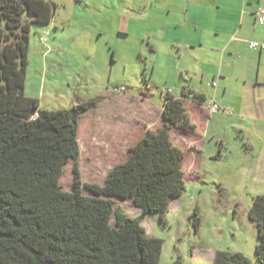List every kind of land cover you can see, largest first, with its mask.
Returning a JSON list of instances; mask_svg holds the SVG:
<instances>
[{
  "label": "trees",
  "instance_id": "obj_1",
  "mask_svg": "<svg viewBox=\"0 0 264 264\" xmlns=\"http://www.w3.org/2000/svg\"><path fill=\"white\" fill-rule=\"evenodd\" d=\"M55 8L52 0H0V264H159L163 239L149 235L142 221L156 214L165 224L171 200L186 188L184 152L171 137L173 128L195 127L184 89L179 97L163 95V122L130 145L102 183L83 182L79 121L103 97L48 110L24 94L31 26L48 24ZM70 160L65 190L59 180ZM114 197L130 200L137 214ZM247 217L256 229L255 257L264 264V194L253 197ZM188 219L198 230L195 209ZM213 264L252 263L241 252L218 250Z\"/></svg>",
  "mask_w": 264,
  "mask_h": 264
},
{
  "label": "rangeland",
  "instance_id": "obj_2",
  "mask_svg": "<svg viewBox=\"0 0 264 264\" xmlns=\"http://www.w3.org/2000/svg\"><path fill=\"white\" fill-rule=\"evenodd\" d=\"M52 1L56 8L51 21L31 26L24 94L37 98L39 106L48 110L103 95L98 106L81 116L78 127L82 181L102 183L110 166V159L103 155L105 149L101 150L107 143L103 121L110 120L105 94L116 96L113 89L123 86L119 93L142 94L158 110L168 90L179 93L183 81L179 71L186 60L177 58L173 50H151L149 37L139 30L142 18L157 11L155 6L153 11L148 8V0ZM44 31L46 41L42 42ZM260 73L258 90L251 83L232 80L224 94L223 102L230 104L244 95L243 112H237L233 104L219 103L231 114L211 113V120L198 127L205 131L199 133L197 166L191 175L196 178L186 175L181 207L171 209L165 225L156 214L143 219L146 232L163 239L159 264H170L176 258L181 264H213L218 250L241 252L258 264L256 229L247 212L253 197L264 194V64ZM212 80L217 82L205 76V88H213L207 85ZM171 137L177 145H184L176 132ZM219 141L225 146V157L216 154ZM59 183L65 190L70 188L71 160ZM83 192L91 194L84 187ZM112 200L129 215L137 214L130 200ZM194 209L200 218L198 230L188 219Z\"/></svg>",
  "mask_w": 264,
  "mask_h": 264
},
{
  "label": "crops",
  "instance_id": "obj_3",
  "mask_svg": "<svg viewBox=\"0 0 264 264\" xmlns=\"http://www.w3.org/2000/svg\"><path fill=\"white\" fill-rule=\"evenodd\" d=\"M148 2L150 3L148 8H152L153 11L155 6L157 11L154 10L153 14L147 13L145 18H142L139 30L149 37L151 50L157 51L158 47L169 49L168 52L173 50L177 52V58L186 60V64L179 71L180 77L183 78L179 93L174 94L173 89L168 90V93L179 97L184 89L185 105L195 127L191 130L177 127L173 128L171 133L176 132L184 144L181 146L175 143L184 152V178L189 175V178L195 179L196 176L191 175L197 166V145L201 140L199 133L205 131L203 127L200 132L198 127L211 120V113L205 107V99L212 97L223 106L224 102L230 104L223 100L232 80L242 81L244 84L251 83L256 90L261 86L260 68L264 64V47L252 48L249 41L264 44V22L262 24L255 22V11L259 6L264 7V0H148ZM122 29L127 31L125 27ZM152 36L156 37V41L150 40ZM205 76L216 78L215 86L207 83L209 87H213L212 89L205 88L202 83ZM115 93L118 94L110 96L111 94L106 93L107 97L103 100L108 102L107 117L110 119L108 122L103 121L107 123V127H103L105 131L102 130L107 143L100 147L101 150L105 149L103 155L110 159L107 170L125 160L129 146L141 138L148 129L156 128L163 122L162 106L158 110L155 109L146 96ZM197 95L202 96L204 100L197 101L195 99ZM243 96L232 100L230 104H233L239 113L244 111ZM131 103H135V106L131 107ZM216 154L219 157L218 145ZM181 204V195L173 198L167 214L173 208L178 210Z\"/></svg>",
  "mask_w": 264,
  "mask_h": 264
},
{
  "label": "built area",
  "instance_id": "obj_4",
  "mask_svg": "<svg viewBox=\"0 0 264 264\" xmlns=\"http://www.w3.org/2000/svg\"><path fill=\"white\" fill-rule=\"evenodd\" d=\"M255 22L259 23V24H262L264 22V7L259 6L256 9V11H255ZM46 34H47V32L45 31L40 36V40L42 42L46 41V37H45ZM249 45L252 48H263L264 47V44L258 43L256 41H249ZM208 85L215 86L216 82L215 81H211L210 83H208ZM113 91L122 92V91H124V87L123 86L115 87L113 89ZM205 102H206L205 107L210 113H216V112H219V111H224V112H226L228 114H231L230 110L225 109V108H221L220 105L212 97L206 98ZM36 115H37V112H34L33 116H36ZM218 152H219V156L220 157L227 156V152L225 150V146H224V144L222 142L218 144Z\"/></svg>",
  "mask_w": 264,
  "mask_h": 264
}]
</instances>
